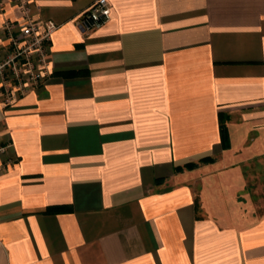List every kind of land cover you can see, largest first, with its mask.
Segmentation results:
<instances>
[{
	"label": "crops",
	"instance_id": "0c3cea01",
	"mask_svg": "<svg viewBox=\"0 0 264 264\" xmlns=\"http://www.w3.org/2000/svg\"><path fill=\"white\" fill-rule=\"evenodd\" d=\"M1 1L59 26L0 92V264H264V0Z\"/></svg>",
	"mask_w": 264,
	"mask_h": 264
},
{
	"label": "built area",
	"instance_id": "2783aa9c",
	"mask_svg": "<svg viewBox=\"0 0 264 264\" xmlns=\"http://www.w3.org/2000/svg\"><path fill=\"white\" fill-rule=\"evenodd\" d=\"M22 23L6 18L0 32V92L6 104L16 94L25 96L31 88L43 84L50 75V42L58 24L53 20H35L28 2H21ZM3 4L0 0V13ZM108 0H95L82 14L80 26L85 32L99 28L110 19ZM4 147L0 151H4Z\"/></svg>",
	"mask_w": 264,
	"mask_h": 264
},
{
	"label": "rangeland",
	"instance_id": "374dc122",
	"mask_svg": "<svg viewBox=\"0 0 264 264\" xmlns=\"http://www.w3.org/2000/svg\"><path fill=\"white\" fill-rule=\"evenodd\" d=\"M213 163V162H212ZM202 164V163H201ZM205 164H210V163H205ZM185 170V169H184ZM191 170V169H189ZM260 170V169H259ZM263 176H264V171H263ZM262 174H260L259 179L261 181L262 179ZM258 186H261L259 189L255 190L258 194L257 197H260V201L256 202L255 205L252 206L254 212L256 215H263L264 214V180H263V184L261 185L259 183Z\"/></svg>",
	"mask_w": 264,
	"mask_h": 264
},
{
	"label": "trees",
	"instance_id": "16d2710c",
	"mask_svg": "<svg viewBox=\"0 0 264 264\" xmlns=\"http://www.w3.org/2000/svg\"><path fill=\"white\" fill-rule=\"evenodd\" d=\"M221 132H222V138H223V141H224L225 138L227 137L226 126H225L224 120L221 121ZM214 161H215V158H213V157H207V158L201 159L200 162H202V163H212ZM197 166H198L197 163L191 162V163H187L186 165H184L180 169H182V170H184L185 168H187V169H193V168H195Z\"/></svg>",
	"mask_w": 264,
	"mask_h": 264
}]
</instances>
